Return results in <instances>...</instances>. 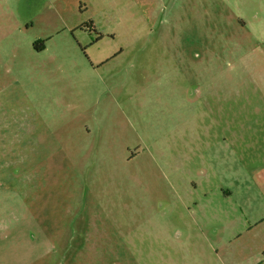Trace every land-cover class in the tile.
<instances>
[{"label":"rangeland","instance_id":"rangeland-1","mask_svg":"<svg viewBox=\"0 0 264 264\" xmlns=\"http://www.w3.org/2000/svg\"><path fill=\"white\" fill-rule=\"evenodd\" d=\"M263 113L264 0H0V264H232L191 213Z\"/></svg>","mask_w":264,"mask_h":264},{"label":"crops","instance_id":"crops-1","mask_svg":"<svg viewBox=\"0 0 264 264\" xmlns=\"http://www.w3.org/2000/svg\"><path fill=\"white\" fill-rule=\"evenodd\" d=\"M246 122V127L232 132L225 152H218L215 183L203 180L204 200L191 213L204 231V226L215 221L214 244L242 250L241 256L232 251L222 257L232 264H254L255 256L249 253L254 248L264 256V113ZM176 186L175 192L183 189L182 184Z\"/></svg>","mask_w":264,"mask_h":264}]
</instances>
